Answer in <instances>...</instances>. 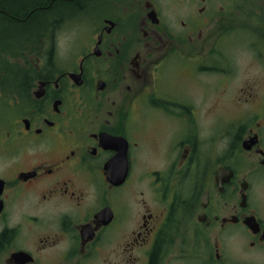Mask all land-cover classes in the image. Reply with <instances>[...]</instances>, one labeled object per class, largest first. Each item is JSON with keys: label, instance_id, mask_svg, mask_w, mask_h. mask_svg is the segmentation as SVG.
<instances>
[{"label": "flooded vegetation", "instance_id": "af4514ba", "mask_svg": "<svg viewBox=\"0 0 264 264\" xmlns=\"http://www.w3.org/2000/svg\"><path fill=\"white\" fill-rule=\"evenodd\" d=\"M54 1L0 19V264H264V76L241 91L222 50L239 27ZM79 13L86 37L62 39Z\"/></svg>", "mask_w": 264, "mask_h": 264}, {"label": "rangeland", "instance_id": "374dc122", "mask_svg": "<svg viewBox=\"0 0 264 264\" xmlns=\"http://www.w3.org/2000/svg\"><path fill=\"white\" fill-rule=\"evenodd\" d=\"M156 2L164 9L173 21L181 19L188 11L196 10L202 6L207 7V11L216 12L218 10H224L226 16L230 19L234 26H238L237 30L227 36L223 42V53L228 56L230 61L235 63L236 74L238 75L237 81L240 89L245 87L246 80L252 76H264V65L261 61L255 58V55L261 54L264 57V44L261 41H256V47L253 46L254 39L243 28L252 27L250 31L264 34V0H156ZM189 5L187 7L186 5ZM98 12V11H97ZM73 14V13H72ZM71 15L66 14L65 17ZM85 18L82 13L75 14L72 18H68L64 25V32L61 34V38L66 40L72 37V31L76 33V37H86L83 35L84 31L80 27L85 26ZM76 25H72L73 23ZM72 23L71 25H69ZM262 23V24H261ZM80 24V25H79ZM74 29V30H73ZM88 37V36H87ZM210 45L205 48L206 52H209ZM191 73L195 74L194 71ZM228 101V100H224ZM237 105L225 104L220 108L211 107L208 103L205 106L204 112L207 118H215L217 116H223L224 123L227 124L229 120L235 118L234 113L238 112ZM215 112V114L212 113ZM202 115L198 116V125L200 132H204L203 128L206 123V118ZM206 118V119H207ZM155 133L150 132L147 138L154 137Z\"/></svg>", "mask_w": 264, "mask_h": 264}, {"label": "trees", "instance_id": "16d2710c", "mask_svg": "<svg viewBox=\"0 0 264 264\" xmlns=\"http://www.w3.org/2000/svg\"><path fill=\"white\" fill-rule=\"evenodd\" d=\"M43 1V0H42ZM71 0H55L52 3V8L58 5H66ZM41 4V0H0V7L4 12H0V19L9 20V16H15L21 18L23 14L27 15L29 19L27 22L34 21L36 18V12H30L33 6ZM46 5H50L49 3Z\"/></svg>", "mask_w": 264, "mask_h": 264}]
</instances>
